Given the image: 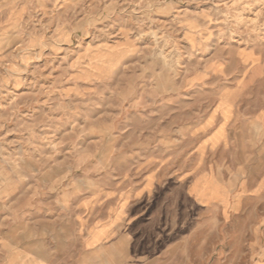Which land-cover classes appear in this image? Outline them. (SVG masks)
Returning a JSON list of instances; mask_svg holds the SVG:
<instances>
[{
    "label": "rangeland",
    "instance_id": "rangeland-1",
    "mask_svg": "<svg viewBox=\"0 0 264 264\" xmlns=\"http://www.w3.org/2000/svg\"><path fill=\"white\" fill-rule=\"evenodd\" d=\"M261 112L264 0H0V264L264 258Z\"/></svg>",
    "mask_w": 264,
    "mask_h": 264
},
{
    "label": "crops",
    "instance_id": "crops-1",
    "mask_svg": "<svg viewBox=\"0 0 264 264\" xmlns=\"http://www.w3.org/2000/svg\"><path fill=\"white\" fill-rule=\"evenodd\" d=\"M259 120L261 122H264V114H263V112L259 113ZM211 139H212V141H214L216 143L222 142L223 141V133H222V131L220 129L217 130V131H215L213 133ZM250 152L248 154V157L252 156L251 155L252 152L251 153ZM253 155L255 156L254 161H253V167H254L253 168V172L255 173V176L257 174V178H255L256 185L254 186V192H251L250 190H248L247 193L256 195V194H259V165L264 166V158L263 157H259V147H258V149L255 151V153ZM261 172H262L261 173V175H262L261 177L263 178L264 169H261ZM194 189L195 188H194V184H193V190ZM196 196H197V194H196ZM110 228H112V227L111 226H102V227H99L97 230L104 229V235L99 240H97V241H93L92 240V242H98V241L103 240L104 236H106L107 233L110 231ZM91 239H92V237H91ZM252 243L255 244V251L254 252H249V254H248V259L250 260V264H264V258H259V238H256L255 237L252 240Z\"/></svg>",
    "mask_w": 264,
    "mask_h": 264
}]
</instances>
